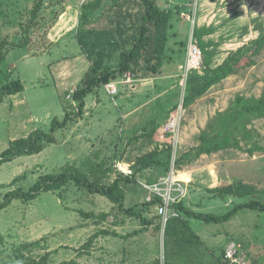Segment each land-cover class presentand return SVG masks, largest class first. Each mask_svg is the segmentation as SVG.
<instances>
[{
	"label": "rangeland",
	"instance_id": "374dc122",
	"mask_svg": "<svg viewBox=\"0 0 264 264\" xmlns=\"http://www.w3.org/2000/svg\"><path fill=\"white\" fill-rule=\"evenodd\" d=\"M155 1L164 18L147 23L151 43L131 68L135 78L119 75L116 97L105 85L95 89L68 148L59 147L55 134V146L37 136L31 145L41 152L0 168V204L7 194L29 193L46 175L67 173L98 186L135 176L136 183L122 186L125 208L134 207L136 214L74 180L49 192L33 191L0 210V264L45 256L47 264H221L229 245L246 254V264H264L263 212L245 210L226 223L207 224L176 209L221 216L241 203H264V112L246 109L264 100V0ZM36 3L0 0V85L9 76L6 67L17 63L30 94L61 112L44 58L17 61L22 50L16 49L3 63L9 41L52 52L48 39L65 31L82 38L90 56L96 51L99 71H113L141 35L146 4L45 0L34 17ZM191 37L203 50L204 66L188 75ZM65 47L59 55L80 50L75 43ZM226 67L230 72L205 88L208 70ZM39 76L49 85L36 88ZM71 104L65 109L76 111ZM176 118L179 125L171 130ZM5 148L0 143V154ZM169 195L163 217L159 211Z\"/></svg>",
	"mask_w": 264,
	"mask_h": 264
},
{
	"label": "crops",
	"instance_id": "0c3cea01",
	"mask_svg": "<svg viewBox=\"0 0 264 264\" xmlns=\"http://www.w3.org/2000/svg\"><path fill=\"white\" fill-rule=\"evenodd\" d=\"M92 23H94V20H92ZM92 31H93L92 35L97 34V31L94 30L93 28ZM47 42L48 44L45 45L50 44L52 45V48L55 50H53L52 52L46 49L44 50L40 49L39 51H37V49L33 50V48L35 47L30 44H28V46L25 48H19L15 46V45H19L18 43L14 44L13 42L9 41L10 44L8 45H12L13 49L9 48L7 50L5 48L3 50L4 52L3 63L8 62V56L10 55V52L16 49L22 50V53H20L21 56L17 61L21 60L30 63V62H34L35 60L44 58V60L46 61L45 65L48 68L49 71L48 73L52 80L51 83H53L55 87V92H56L55 103L56 105L60 106L61 112H57L55 108L48 107L47 104L41 103L38 99L39 96L37 93L34 95L30 94L31 89L25 86L20 78L21 75L19 74V65H17V63H13V64L8 63L9 66L8 67L5 66L6 67L5 70L6 71L8 70L7 72L9 76L7 77L6 82L0 85V92L4 85L12 81L21 82L24 86V90L17 94L6 95L3 97L2 102H0V143L7 144V148H5V150L9 148L12 142H15L20 139L29 138L33 133L43 132L46 134L49 133L51 134L55 120L59 122H63L67 114H70L73 117V116H77L79 113L78 103L74 101L73 97L75 92L79 88H82L84 86L92 65L98 64L99 58L97 56H94L93 54L96 51H92L93 56H90V54L88 53L89 46L87 45V43L82 42V38L76 39L73 34L72 35L66 34L65 31L61 32L55 41H53V39H51L50 37ZM72 43L78 44V47L80 48L78 53L68 52L67 47L71 48ZM135 44L136 42L132 46V49L135 46ZM62 45L64 46L66 45L65 49L67 50L62 55H59L58 53L60 52V49H62ZM95 45L96 44H92V47H95ZM102 45L103 44L101 42V46ZM103 51L104 49L103 50L100 49V52L102 54ZM123 52H129V51H123ZM54 53H56L57 55L52 56ZM121 55L119 59H121ZM116 68L117 67L112 68V70H115ZM113 81H117V80H113ZM33 84H38L36 86L34 85L36 88H38V86L44 88L47 85H49L46 82V79H43L42 76H39V78L36 80V82H33ZM121 84L122 83H118V87ZM105 89L107 91V88ZM96 92L97 91H94L92 94H89L85 97L86 108L90 106V103H92L93 98L96 96L95 95ZM119 92L120 91H118L117 95H119ZM107 94L109 95L108 91ZM117 95L112 97H116ZM71 102H72L71 107L75 108L76 111H71L70 109H68L67 111L65 109V105ZM116 104L122 105V102L119 103L118 101H116ZM86 108L84 111V117L87 118V114L89 113L87 112L85 114ZM81 118L82 117L75 118L76 121L74 120V122L73 121L69 122L64 129H57L55 131L54 134L56 136L55 137L56 140L62 142V144L59 145L60 148L66 149L69 147L70 145L69 142H71V139L73 138L72 135L74 130H78V128H80L79 126L81 125V123H78L77 121L79 120L80 122V120H82ZM86 118L84 119V121L86 120ZM51 145L55 146L56 144H51Z\"/></svg>",
	"mask_w": 264,
	"mask_h": 264
},
{
	"label": "trees",
	"instance_id": "16d2710c",
	"mask_svg": "<svg viewBox=\"0 0 264 264\" xmlns=\"http://www.w3.org/2000/svg\"><path fill=\"white\" fill-rule=\"evenodd\" d=\"M45 0H37L36 5L33 9L34 17L38 15L41 10ZM146 4V15L144 17V24L141 28V35L136 41L135 46L129 52H123L117 69L113 71H99L97 67L92 65L88 73L86 82L82 88H79L74 94V101L78 103L79 113L78 117H83L84 111L86 108L85 97L89 94H92L96 88L106 85L111 81L117 79L119 75H124L131 72V68L134 63L140 58L141 51L146 50L151 43L150 32L151 29L147 23H153L164 18V12L158 7L155 0H142ZM211 2H217L219 0H210ZM261 42H264V37L261 39ZM28 46L27 41L23 44L17 45L19 48H25ZM230 68H220L218 70L209 69L208 75L210 80L205 85V88H210L213 84L217 83L220 78L226 76L230 72ZM132 73V72H131ZM193 73V72H192ZM222 76V77H221ZM24 90V86L21 82L12 81L4 85L0 92V102H2L3 97L6 95H12L20 93ZM189 100L186 98L185 102ZM247 111H257L264 112V100L260 101V104L254 107L246 108ZM73 121V117L70 114L66 115V118L63 122L57 120L54 121V126L52 128L51 134H46L43 132L33 133L29 138L20 139L15 142H12L8 149L3 151L0 154V168L5 164L13 161L15 158L22 155H34L41 152L42 147L34 148L31 145L32 140L35 137L39 136L40 138H46L48 144H56V140L53 138V135L57 129H64L69 122ZM51 136V137H49ZM31 145V146H29ZM154 163L150 161L148 168ZM146 167V168H147ZM19 180V179H17ZM74 180L78 186H83L88 188L89 193L98 194L108 197L112 202L118 205L119 209L125 211L127 214L135 215V208L131 207L129 209L125 208L124 205V194L122 184H134L136 183L135 176H125L119 177L115 180L110 186H98L89 181L88 179L81 176L69 175L67 173H62L57 176L46 175L42 177L34 187L31 188L29 193L33 191L37 192H49L61 188L63 185L67 184L69 181ZM19 195L17 193L7 194L5 197V202L0 204V210L5 209L7 205L14 199L26 198L28 194ZM148 205H155L154 201H150ZM176 209L184 212L189 218L201 221L207 224H223L230 221L231 218L238 215L240 212L245 210H257L264 213V203L259 201H251L248 203H241L230 210L228 213L218 216L215 214H205V213H196L188 211L180 205H176ZM137 234V231H136ZM222 257V256H221ZM49 256H45L40 260H31L27 261L25 264H47ZM63 264H78L75 261Z\"/></svg>",
	"mask_w": 264,
	"mask_h": 264
},
{
	"label": "built area",
	"instance_id": "2783aa9c",
	"mask_svg": "<svg viewBox=\"0 0 264 264\" xmlns=\"http://www.w3.org/2000/svg\"><path fill=\"white\" fill-rule=\"evenodd\" d=\"M204 66V53L202 48L200 47L197 40L194 37H191L187 47V63H186V72L187 74L192 73L201 69ZM125 78L130 82L134 75L132 73L126 74ZM118 83L117 81H112L106 85L107 91L109 95L115 96L118 94ZM178 119H174L170 124L169 127L171 130H174L179 125ZM172 203V196L169 197L165 201V205H162L160 208V215L163 217L167 216L168 209L170 204ZM222 264H246V254L241 251L237 246L230 245L228 246L222 254Z\"/></svg>",
	"mask_w": 264,
	"mask_h": 264
},
{
	"label": "bare ground",
	"instance_id": "6f19581e",
	"mask_svg": "<svg viewBox=\"0 0 264 264\" xmlns=\"http://www.w3.org/2000/svg\"><path fill=\"white\" fill-rule=\"evenodd\" d=\"M185 175H182L181 177H184Z\"/></svg>",
	"mask_w": 264,
	"mask_h": 264
}]
</instances>
